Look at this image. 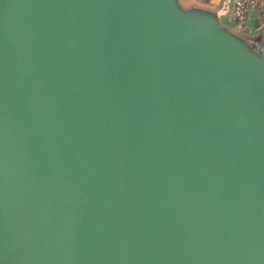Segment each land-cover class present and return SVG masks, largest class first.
Wrapping results in <instances>:
<instances>
[{
	"label": "water",
	"instance_id": "1",
	"mask_svg": "<svg viewBox=\"0 0 264 264\" xmlns=\"http://www.w3.org/2000/svg\"><path fill=\"white\" fill-rule=\"evenodd\" d=\"M0 264H264L263 35L0 0Z\"/></svg>",
	"mask_w": 264,
	"mask_h": 264
},
{
	"label": "crops",
	"instance_id": "2",
	"mask_svg": "<svg viewBox=\"0 0 264 264\" xmlns=\"http://www.w3.org/2000/svg\"><path fill=\"white\" fill-rule=\"evenodd\" d=\"M261 1L263 0H259L246 12L243 28L245 30H241L234 25V21L232 20L231 15L233 0H191L189 1V3H197L205 7L217 9L221 20L229 27L236 29L242 33H246L252 37H255L259 34H262L264 37V23H262L259 17ZM255 25H257V27H254Z\"/></svg>",
	"mask_w": 264,
	"mask_h": 264
},
{
	"label": "built area",
	"instance_id": "3",
	"mask_svg": "<svg viewBox=\"0 0 264 264\" xmlns=\"http://www.w3.org/2000/svg\"><path fill=\"white\" fill-rule=\"evenodd\" d=\"M258 1L259 0H233L231 7V15L233 21L244 23L246 12ZM259 17L262 23H264V0L261 1Z\"/></svg>",
	"mask_w": 264,
	"mask_h": 264
},
{
	"label": "rangeland",
	"instance_id": "4",
	"mask_svg": "<svg viewBox=\"0 0 264 264\" xmlns=\"http://www.w3.org/2000/svg\"><path fill=\"white\" fill-rule=\"evenodd\" d=\"M189 1H191V0H181V2L184 3V4L189 3ZM232 20H233V19H232ZM234 25H235L237 28L241 29V30H245V29H243V28H244V23H243V22H235V21H234Z\"/></svg>",
	"mask_w": 264,
	"mask_h": 264
}]
</instances>
